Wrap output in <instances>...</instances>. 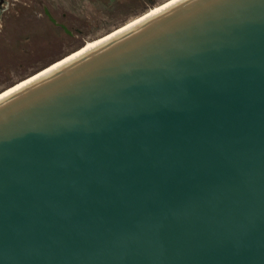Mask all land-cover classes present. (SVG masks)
Listing matches in <instances>:
<instances>
[{
    "label": "water",
    "instance_id": "obj_1",
    "mask_svg": "<svg viewBox=\"0 0 264 264\" xmlns=\"http://www.w3.org/2000/svg\"><path fill=\"white\" fill-rule=\"evenodd\" d=\"M0 264H264V0H180L0 99Z\"/></svg>",
    "mask_w": 264,
    "mask_h": 264
},
{
    "label": "rangeland",
    "instance_id": "obj_2",
    "mask_svg": "<svg viewBox=\"0 0 264 264\" xmlns=\"http://www.w3.org/2000/svg\"><path fill=\"white\" fill-rule=\"evenodd\" d=\"M168 0H3L0 92ZM70 31L53 24L46 14Z\"/></svg>",
    "mask_w": 264,
    "mask_h": 264
},
{
    "label": "bare ground",
    "instance_id": "obj_3",
    "mask_svg": "<svg viewBox=\"0 0 264 264\" xmlns=\"http://www.w3.org/2000/svg\"><path fill=\"white\" fill-rule=\"evenodd\" d=\"M179 1L180 0H168L160 6L150 9L148 12H146L142 16L136 18L135 20L127 23L126 25L119 27L118 29L109 33L108 35H105V36H103L97 40L87 42L83 47H81L77 51L67 55L66 57L62 58L59 61L54 62L53 64H51L48 67L40 70L39 72L35 73L34 75H31L30 77H28V78L16 83L15 85L5 89L4 91L0 92V99L6 97L7 95H9L12 92L20 89L21 87L25 86L26 84H28V83L34 81L35 79L43 76L44 74H46V73L54 70L55 68L69 62L70 60L88 52L89 50L97 47L98 45L102 44L103 42H106L107 40L113 38L114 36H116L120 33H122L123 31L127 30L128 28H131V27L135 26L136 24H139L140 22L150 18L151 16L161 12L162 10L172 6L173 4H175Z\"/></svg>",
    "mask_w": 264,
    "mask_h": 264
},
{
    "label": "flooded vegetation",
    "instance_id": "obj_4",
    "mask_svg": "<svg viewBox=\"0 0 264 264\" xmlns=\"http://www.w3.org/2000/svg\"><path fill=\"white\" fill-rule=\"evenodd\" d=\"M3 2V0H0V3H2ZM55 20V19H54ZM56 21V20H55ZM59 25H62V24H59Z\"/></svg>",
    "mask_w": 264,
    "mask_h": 264
}]
</instances>
